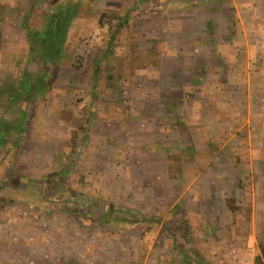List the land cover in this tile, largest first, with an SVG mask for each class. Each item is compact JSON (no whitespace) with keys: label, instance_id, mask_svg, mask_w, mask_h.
Masks as SVG:
<instances>
[{"label":"rangeland","instance_id":"374dc122","mask_svg":"<svg viewBox=\"0 0 264 264\" xmlns=\"http://www.w3.org/2000/svg\"><path fill=\"white\" fill-rule=\"evenodd\" d=\"M142 1L0 0V119L28 115L0 148V264H254L264 0ZM77 2L63 63L28 61L22 23ZM127 11L93 90L113 31L99 17ZM24 70L49 89L8 105ZM106 207L157 222L99 221Z\"/></svg>","mask_w":264,"mask_h":264},{"label":"trees","instance_id":"16d2710c","mask_svg":"<svg viewBox=\"0 0 264 264\" xmlns=\"http://www.w3.org/2000/svg\"><path fill=\"white\" fill-rule=\"evenodd\" d=\"M40 2L41 0H33L32 6H36ZM79 7L80 3L78 2L75 4L55 5L51 9V12L48 13L49 15H46L44 25L40 31H32L29 29L25 21L22 23V28L25 31V37L28 43V61H42L44 63L57 66H60V64L63 63L65 59V43L67 40L68 30L72 22L78 16ZM129 13L130 12L127 11L121 17L111 16L109 17V20L106 19L104 21V13H101L99 17V25L102 27L106 26L109 30L113 28V31L110 33V39L106 51L99 60L94 61V70L92 72L93 90L97 87V73L100 64L109 54L111 45L118 34L129 25L131 20ZM48 89V78L45 77V73L37 77H32L28 71L24 70L18 85H11L10 88L5 92L6 102L8 105H12L19 101H23L24 103L33 101L37 96L45 95ZM27 120L28 115L25 111H21L12 122H4L0 119V148L3 147L9 135L16 137L12 145L13 147L17 146L20 139L22 138L21 135H23L26 130ZM188 151L190 153L192 150L189 149ZM51 178L56 179L55 176H52ZM109 216H115V219H121L123 217L121 222L124 221L129 223L157 222V219L154 218L146 219L145 217H138V213H135L134 211L119 210L116 212L109 207L104 209L100 215L99 221H115V219H111ZM258 249L259 254L254 259V264H264V244H260Z\"/></svg>","mask_w":264,"mask_h":264}]
</instances>
